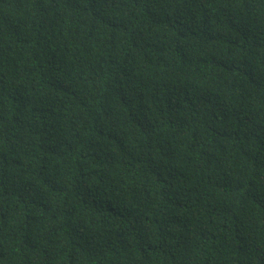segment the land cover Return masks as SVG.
Instances as JSON below:
<instances>
[{"label": "trees", "instance_id": "obj_1", "mask_svg": "<svg viewBox=\"0 0 264 264\" xmlns=\"http://www.w3.org/2000/svg\"><path fill=\"white\" fill-rule=\"evenodd\" d=\"M0 264H264V0H0Z\"/></svg>", "mask_w": 264, "mask_h": 264}]
</instances>
